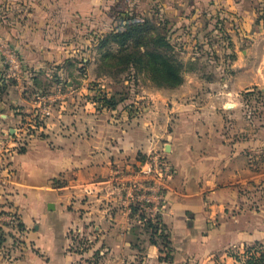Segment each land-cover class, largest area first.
I'll return each instance as SVG.
<instances>
[{
  "label": "crops",
  "instance_id": "obj_1",
  "mask_svg": "<svg viewBox=\"0 0 264 264\" xmlns=\"http://www.w3.org/2000/svg\"><path fill=\"white\" fill-rule=\"evenodd\" d=\"M135 2L170 25L190 28L184 62H208L211 69L186 68L174 89L129 88L107 107L95 100L92 83L114 93L106 75L67 68L75 61L70 25L58 33L53 25H10L8 32L0 25V143L11 146L0 177V218L14 208L23 228L18 245L6 235L12 248L0 251V264H72L83 255L79 234H85V258L107 264L108 258L122 264L127 255L137 264H235L227 249L264 240V210H252L245 192L251 150L263 151L264 136L250 133L243 96L254 86L264 93V0ZM219 20L231 36L226 46L214 36ZM206 34L214 36L210 42ZM208 46L213 52L206 55ZM14 58L23 64L18 76L11 72ZM37 89L55 94L53 115L17 148L16 129L34 108ZM155 153L175 170L161 214L170 261L160 258L133 214L122 179L148 169Z\"/></svg>",
  "mask_w": 264,
  "mask_h": 264
},
{
  "label": "rangeland",
  "instance_id": "obj_2",
  "mask_svg": "<svg viewBox=\"0 0 264 264\" xmlns=\"http://www.w3.org/2000/svg\"><path fill=\"white\" fill-rule=\"evenodd\" d=\"M135 1L136 0H0V25H3L2 27L5 32H8L10 25H53L55 33H58V31L62 29V25H70L65 29L67 30L66 34L69 47L75 50V61L71 62V65L67 68L75 70L79 67L84 76L85 74L99 73L104 72L102 70H107L108 73L104 72V74L106 73V76L109 78L108 84L115 89L118 96H125L129 88L137 90L140 86L147 88L174 89L171 87L158 86L155 81L148 76V73L143 70L137 71L133 67H126L125 64L106 67L101 63L107 55L123 52L124 49V47L117 42L108 44L105 47H99V43L103 36L111 30L124 29L125 25L130 21L129 17L131 16H141V18L138 19H143L145 17L150 18L154 23L160 22V27H162L163 32L170 36V40L174 45V49L171 50V52L184 61L186 52L189 49L187 47L188 44L185 46V43L186 41H191L193 37L190 28L182 29L183 25L165 24V20L169 22L171 20L167 17L163 18L161 16L147 14L144 8L145 5L138 6ZM261 15L264 20V11ZM213 24L215 25V22H213ZM198 30H193V33L198 34V32H201L200 29ZM1 33L0 31V39H2ZM130 46L127 48H131ZM205 49L206 55L212 53V49L210 50L209 47ZM85 57H94L93 59L95 62L89 63V61H85ZM184 63L189 70H195L197 68L202 71L211 69L209 67L212 65L208 62L197 64L190 62ZM92 83L93 92L95 93L94 96H96L98 88L102 86H99L95 80H93ZM250 89L253 91H249L252 93L247 102L248 106L244 118L250 125L249 129L252 135L264 136V93L259 86H254ZM250 154V163L253 172L249 175L248 183L246 182L250 188L245 192L249 196V206L251 209L254 211H261L264 210V173L257 175V172H264V149L259 152H252L251 150ZM257 169L259 170L255 171ZM7 208H10V210H5L4 212L8 213V211H11L10 213H18L14 208ZM19 220L18 227L11 225L6 220L0 221L2 222L0 224V251L4 252V250L6 251L8 248V246H5L7 234H11L12 246L15 244L18 245L15 237V230L18 229L19 232L23 231L20 216ZM2 224H4V226ZM20 236L22 237V235ZM84 237L85 234H82V236L79 234L77 237L83 249V251L81 250L83 255H79V258L72 264H107L103 262L102 259L94 258L88 260L85 258ZM12 246H9L8 249L12 248ZM109 260L111 261L108 262L109 264H115L111 258H108V261ZM124 261L125 262H122V264H137L136 261H131L129 255H127Z\"/></svg>",
  "mask_w": 264,
  "mask_h": 264
},
{
  "label": "trees",
  "instance_id": "obj_3",
  "mask_svg": "<svg viewBox=\"0 0 264 264\" xmlns=\"http://www.w3.org/2000/svg\"><path fill=\"white\" fill-rule=\"evenodd\" d=\"M129 18L130 21L125 25L124 29H114L107 32L99 43V47H105L108 44L117 42L124 47L123 52L107 55L101 63L106 67L125 64L126 67H133L137 71L143 70L160 87L175 88L180 86L185 79L186 65L181 58L171 52L174 49V45L170 40V36L163 32L160 22L154 23L150 18L146 17L138 19L141 16H131ZM165 21V24H169L168 20ZM220 22L221 20L215 24L219 27H217L216 35L214 36L223 46H226L231 36L228 31L224 30V25ZM213 37L209 36L207 42H210ZM129 46L131 48L128 49L127 47ZM203 50L206 51L205 48ZM199 51L201 52V49ZM102 71L108 73L107 70ZM104 72H99V74L106 75ZM35 91L47 92L44 89ZM251 93L244 91V99H249ZM117 94L114 92L108 95L98 88V93L94 98L104 106L115 107L126 96H118ZM132 209L133 214L142 220L143 230L148 234L150 241L159 246L161 251L160 258L167 261L173 260L172 241L162 216L152 219L147 216L145 211L141 210L138 204H132ZM227 251L237 259L235 264H264V240L245 245L243 248L232 246Z\"/></svg>",
  "mask_w": 264,
  "mask_h": 264
},
{
  "label": "built area",
  "instance_id": "obj_4",
  "mask_svg": "<svg viewBox=\"0 0 264 264\" xmlns=\"http://www.w3.org/2000/svg\"><path fill=\"white\" fill-rule=\"evenodd\" d=\"M9 61L13 75L18 76V74L23 73V64L19 58L10 59ZM245 91L253 90L247 89ZM33 97L36 101L34 108L28 114L22 116L21 123L16 129L17 148L27 146L37 136L43 126V122L53 115L55 94L34 91ZM244 101L247 109L248 99H244ZM0 144L2 148L0 150L1 177L2 171L8 168L6 150L11 146L4 141H1ZM148 161L150 165L148 169L136 168L122 179L126 182L127 193L133 199L134 204H138L148 217L156 219L163 214L169 203L168 192L175 170L171 161L162 154L155 153ZM10 212L6 213L4 219L0 218V221L6 220L11 225L18 227L20 222L18 213ZM20 235L18 229L15 230L17 243L21 242L22 237Z\"/></svg>",
  "mask_w": 264,
  "mask_h": 264
}]
</instances>
